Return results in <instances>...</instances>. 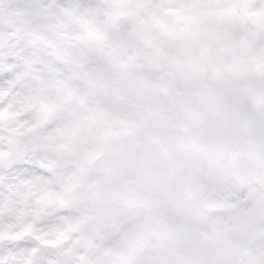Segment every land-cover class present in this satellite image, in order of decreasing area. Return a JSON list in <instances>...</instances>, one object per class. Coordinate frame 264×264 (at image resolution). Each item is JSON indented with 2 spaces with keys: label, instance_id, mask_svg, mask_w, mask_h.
Instances as JSON below:
<instances>
[{
  "label": "clouds",
  "instance_id": "9594fccd",
  "mask_svg": "<svg viewBox=\"0 0 264 264\" xmlns=\"http://www.w3.org/2000/svg\"><path fill=\"white\" fill-rule=\"evenodd\" d=\"M0 264H264V0H0Z\"/></svg>",
  "mask_w": 264,
  "mask_h": 264
}]
</instances>
